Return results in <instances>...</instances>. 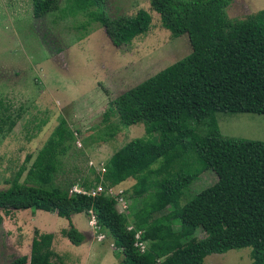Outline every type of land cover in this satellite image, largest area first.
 Listing matches in <instances>:
<instances>
[{
  "label": "rangeland",
  "instance_id": "1",
  "mask_svg": "<svg viewBox=\"0 0 264 264\" xmlns=\"http://www.w3.org/2000/svg\"><path fill=\"white\" fill-rule=\"evenodd\" d=\"M149 1L107 0L112 16L134 14L140 8L151 15L147 33L125 45L113 43L84 10L61 15L67 0H59V8L42 17L32 14L31 0H0V116L6 119L0 135V190L21 172L23 185L67 191L105 183L111 194L123 195L127 204L118 201L116 208L128 211V222L138 207L149 205L148 194L136 193L142 179L161 178L170 168L165 158L115 182L106 176L108 159L121 145L151 135L147 123L130 122L141 109L136 85L190 52L186 36L170 38ZM263 8L264 0H233L228 13L239 18ZM203 87L223 135L264 140V80L205 77ZM206 130L198 128L191 138ZM180 161L169 162L175 168ZM238 162L237 153L230 155L168 201L182 206L222 180ZM166 202L160 204L162 211ZM2 217L0 264L29 254L33 238L46 233L58 240L66 264H123L116 249L102 245L103 229L97 223L91 226L85 212L71 219L86 234L79 245L62 237L68 220L54 210L9 211ZM258 231L259 227L253 230L249 246L223 241L203 250V264H264V241Z\"/></svg>",
  "mask_w": 264,
  "mask_h": 264
},
{
  "label": "trees",
  "instance_id": "2",
  "mask_svg": "<svg viewBox=\"0 0 264 264\" xmlns=\"http://www.w3.org/2000/svg\"><path fill=\"white\" fill-rule=\"evenodd\" d=\"M232 1H149L170 38L186 36L190 52L136 85L141 109L130 122L147 123L151 135L121 145L106 168L108 180L115 182L165 158L170 168L161 178L142 179L136 193L148 194V206L138 207L128 222V211L122 213L116 208L123 195L111 194V187L105 183L81 188L97 189L95 194L67 191L57 186L23 185L20 172L0 190V225L2 212L54 210L68 220L62 237L79 245L86 234L72 222V215L85 212L91 219V210L94 224L104 231L102 245L116 249L123 264H203L200 253L223 241L233 247L253 244L256 227L264 241V140L223 135L203 87L205 77L264 80V8L232 18L228 13ZM31 2L34 17L59 8V0ZM61 9V15L84 10L89 20L104 27L115 44L130 45L134 38L147 33L152 19L142 8L134 14L112 16L107 0H67ZM3 117L0 135L6 122ZM202 126L207 129L205 134L192 139ZM235 153L239 162L222 180L180 207L168 201L187 189L199 174L218 168ZM169 159L181 161L173 168ZM164 201L162 211L160 204ZM129 223L133 230L128 229ZM138 230L148 240L143 250L135 245ZM63 259L58 240L46 233L41 239L33 238L30 253L14 258L11 264H66Z\"/></svg>",
  "mask_w": 264,
  "mask_h": 264
},
{
  "label": "built area",
  "instance_id": "3",
  "mask_svg": "<svg viewBox=\"0 0 264 264\" xmlns=\"http://www.w3.org/2000/svg\"><path fill=\"white\" fill-rule=\"evenodd\" d=\"M98 188L101 189L102 186H99ZM96 190L97 189L87 190V189H81V188L80 189L74 188V191L87 192V193H91V194H95ZM111 191H113V190L111 189L110 192ZM118 199H119L120 202H123V204H127L121 196ZM90 212H91V219L90 220H92V221L89 222V223L91 225H93L94 222H95V217H94V214H93V212L91 210H90ZM128 229L129 230H133L134 229L132 223H129L128 224ZM135 238L137 240V242L135 243V245H137L141 250H143L148 245V240L145 237L141 236V231H139V230L136 231Z\"/></svg>",
  "mask_w": 264,
  "mask_h": 264
},
{
  "label": "clouds",
  "instance_id": "4",
  "mask_svg": "<svg viewBox=\"0 0 264 264\" xmlns=\"http://www.w3.org/2000/svg\"><path fill=\"white\" fill-rule=\"evenodd\" d=\"M72 191H74V190H72ZM76 192H79V191H76ZM96 219V218H95ZM89 222V221H88ZM95 223V222H94ZM91 225V224H90ZM94 225V224H93ZM93 225H91V226H93Z\"/></svg>",
  "mask_w": 264,
  "mask_h": 264
}]
</instances>
